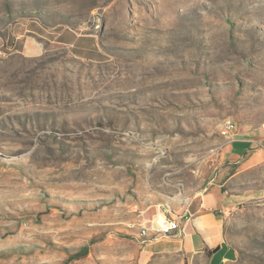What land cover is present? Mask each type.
<instances>
[{"label": "rangeland", "instance_id": "1", "mask_svg": "<svg viewBox=\"0 0 264 264\" xmlns=\"http://www.w3.org/2000/svg\"><path fill=\"white\" fill-rule=\"evenodd\" d=\"M0 37L36 50L0 54V264H183L129 236L264 123V0H0ZM224 231L264 264V197Z\"/></svg>", "mask_w": 264, "mask_h": 264}, {"label": "crops", "instance_id": "2", "mask_svg": "<svg viewBox=\"0 0 264 264\" xmlns=\"http://www.w3.org/2000/svg\"><path fill=\"white\" fill-rule=\"evenodd\" d=\"M16 51L35 53L30 41H21ZM222 166L205 185L177 206L155 202L144 208L135 221L146 227L149 237L129 236L145 256L177 253L183 264H232L239 251L226 236V215L247 202L264 197L262 186L249 187L264 174V123L252 131L239 132L222 153ZM167 216L179 221L180 229L170 236L152 238Z\"/></svg>", "mask_w": 264, "mask_h": 264}, {"label": "built area", "instance_id": "3", "mask_svg": "<svg viewBox=\"0 0 264 264\" xmlns=\"http://www.w3.org/2000/svg\"><path fill=\"white\" fill-rule=\"evenodd\" d=\"M6 46H5V41L3 40V38L0 37V54L5 53V49H7V48L10 50L14 49V46H10V47L9 46L6 47ZM165 222H166V224L163 227L159 228V230L155 234L152 235V238L170 236V235H173L179 231L180 224L176 218H174L172 216H167L165 219ZM139 237L140 238L149 237V231L146 227L141 228V230L139 231Z\"/></svg>", "mask_w": 264, "mask_h": 264}, {"label": "trees", "instance_id": "4", "mask_svg": "<svg viewBox=\"0 0 264 264\" xmlns=\"http://www.w3.org/2000/svg\"><path fill=\"white\" fill-rule=\"evenodd\" d=\"M95 241H97V238L91 239V242H95ZM89 251H90V245L89 244L82 245L78 250H76L73 254H71L67 258L66 263H68L69 261H72L74 259H79V258L85 257L86 255H88Z\"/></svg>", "mask_w": 264, "mask_h": 264}]
</instances>
